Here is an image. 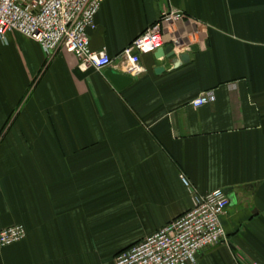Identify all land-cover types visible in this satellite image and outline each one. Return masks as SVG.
<instances>
[{"label":"crops","instance_id":"1","mask_svg":"<svg viewBox=\"0 0 264 264\" xmlns=\"http://www.w3.org/2000/svg\"><path fill=\"white\" fill-rule=\"evenodd\" d=\"M175 9L189 16L176 56L142 53L119 90L106 71L127 74L121 52ZM95 23L103 70L19 32L0 40V230L26 229L0 264H116L217 188L228 242L196 264H264V0H104Z\"/></svg>","mask_w":264,"mask_h":264},{"label":"built area","instance_id":"2","mask_svg":"<svg viewBox=\"0 0 264 264\" xmlns=\"http://www.w3.org/2000/svg\"><path fill=\"white\" fill-rule=\"evenodd\" d=\"M104 0H0V40L19 32L37 41L52 56L57 52L74 54L82 69L103 70L113 65L105 50L91 49L89 30L96 27L95 17ZM183 11L163 12L160 20L148 27L120 54L128 75L145 71L141 54L162 48L167 39L180 44L177 24L188 19ZM170 33L169 37L166 34ZM215 99L205 92L193 100L200 107ZM230 198L225 189L207 194L195 193L193 207L156 233L124 250L116 264H196L199 254L208 247L228 242L222 223ZM26 236L21 224L0 230V245L9 246Z\"/></svg>","mask_w":264,"mask_h":264},{"label":"water","instance_id":"3","mask_svg":"<svg viewBox=\"0 0 264 264\" xmlns=\"http://www.w3.org/2000/svg\"><path fill=\"white\" fill-rule=\"evenodd\" d=\"M175 48H176V45H171L170 47H167L166 49L159 48L157 51L156 57L158 59L164 56H167L168 58L174 57L177 54ZM180 58L182 61H186L189 59V55L182 54L180 55ZM163 69H164L163 67H158L156 71L161 72L163 71ZM106 76L119 90L124 89L125 87H127L134 81V78L132 76L117 72L112 69H109L106 71Z\"/></svg>","mask_w":264,"mask_h":264}]
</instances>
